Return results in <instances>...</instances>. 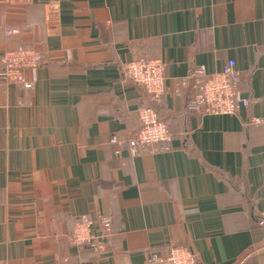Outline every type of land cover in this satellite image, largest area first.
<instances>
[{
    "label": "crops",
    "instance_id": "crops-1",
    "mask_svg": "<svg viewBox=\"0 0 264 264\" xmlns=\"http://www.w3.org/2000/svg\"><path fill=\"white\" fill-rule=\"evenodd\" d=\"M13 30L11 34L7 30ZM44 62L31 90L0 79V264H150L187 247L196 264H264V0H0V54ZM166 65L153 104L172 151L115 156L149 105L124 65ZM234 60L249 106L185 110L178 82ZM179 90V93H177ZM112 217L100 258L69 244L79 216Z\"/></svg>",
    "mask_w": 264,
    "mask_h": 264
},
{
    "label": "built area",
    "instance_id": "built-area-1",
    "mask_svg": "<svg viewBox=\"0 0 264 264\" xmlns=\"http://www.w3.org/2000/svg\"><path fill=\"white\" fill-rule=\"evenodd\" d=\"M13 30H7L8 34ZM44 62L43 54L33 48L18 47L0 54V79L8 84L31 90L33 82L26 79V70L36 69ZM166 65L160 59L134 58L124 65L128 79L142 88L150 104L161 101L164 90ZM240 72L234 60H228L218 72L208 73L204 66L195 68L191 74L178 82L179 90L189 88L191 93L186 101L188 112L198 115L233 116L249 106V97L239 88ZM177 90V93H179ZM139 128L125 140L117 135L108 143L115 147L114 154L121 156L126 151L136 157L143 151L167 153L172 151L168 125L158 119L152 106L137 112ZM248 126L264 127V116L252 117ZM257 226L264 227V211L256 216ZM112 232V217L97 215L95 219L79 216L73 223L69 244L79 251H87L95 258L107 252L106 240ZM150 264H196L195 254L187 247H172L150 254Z\"/></svg>",
    "mask_w": 264,
    "mask_h": 264
},
{
    "label": "trees",
    "instance_id": "trees-1",
    "mask_svg": "<svg viewBox=\"0 0 264 264\" xmlns=\"http://www.w3.org/2000/svg\"><path fill=\"white\" fill-rule=\"evenodd\" d=\"M190 93H191V91H190ZM190 95V94H189ZM147 106V105H146ZM145 106V107H146ZM148 106H152L155 110H156V108H155V106H153V104H150L149 103V105ZM185 110H186V108H185ZM187 111V110H186ZM156 112H157V110H156ZM188 112V111H187ZM157 114H158V119L159 120H161V121H163V122H165L167 125H168V122L166 121V120H164V119H162L161 117H160V115H159V113L157 112ZM168 130H169V133H170V135H171V139H172V137H174L173 136V134H172V132L170 131V129H169V125H168Z\"/></svg>",
    "mask_w": 264,
    "mask_h": 264
}]
</instances>
